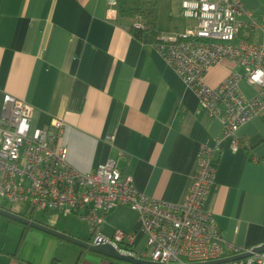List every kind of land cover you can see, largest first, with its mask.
I'll use <instances>...</instances> for the list:
<instances>
[{
  "label": "crops",
  "instance_id": "1",
  "mask_svg": "<svg viewBox=\"0 0 264 264\" xmlns=\"http://www.w3.org/2000/svg\"><path fill=\"white\" fill-rule=\"evenodd\" d=\"M240 1L255 15L264 12V0ZM137 2L117 0L112 15L106 0H0V108L8 93L31 105V129L61 118L58 144L66 146L70 166L86 172L112 160L132 176L138 192L172 204L188 188L200 146L217 145L204 208L225 240L246 247L264 243V115L238 127L240 146L233 150L220 120L153 44L130 32ZM179 2L157 0L159 35L192 24L180 15ZM232 72L243 70L226 59L210 66L203 81L216 86ZM238 86L246 97L256 91L243 80ZM0 208L39 221V212L28 215L23 206L19 212ZM49 211L64 219L52 227L82 238L66 221H81L76 215ZM116 229L135 232L134 248L143 247L145 235L129 206L118 204L104 216L100 231ZM80 248L0 215V264H131Z\"/></svg>",
  "mask_w": 264,
  "mask_h": 264
},
{
  "label": "built area",
  "instance_id": "2",
  "mask_svg": "<svg viewBox=\"0 0 264 264\" xmlns=\"http://www.w3.org/2000/svg\"><path fill=\"white\" fill-rule=\"evenodd\" d=\"M113 15L117 0H106ZM179 13L192 21L180 32L157 36L153 43L162 59L198 97L202 107L220 120L223 136L231 147L240 145L236 130L253 117L264 115V12L255 15L240 0H180ZM140 16L132 24L143 28ZM245 32L244 37L240 36ZM259 36V39H258ZM243 70L232 72L216 86L204 83L206 70L224 60ZM243 80L256 87L246 97L239 89ZM32 107L4 94L0 108V205L28 212L56 210L61 216L76 215L91 234L90 243L109 244L118 253L152 264H264V251L225 240L212 215L204 208L213 185L218 146L202 144L196 155L188 188L177 204L138 192L132 176L114 161L99 163L81 172L67 163V148L58 144L64 123L54 117L43 128H30ZM118 204L137 213L145 235L141 249L134 248L136 233L120 229L110 235L100 231L106 213ZM3 207V206H1ZM259 245V244H258Z\"/></svg>",
  "mask_w": 264,
  "mask_h": 264
},
{
  "label": "water",
  "instance_id": "3",
  "mask_svg": "<svg viewBox=\"0 0 264 264\" xmlns=\"http://www.w3.org/2000/svg\"><path fill=\"white\" fill-rule=\"evenodd\" d=\"M0 215L3 217H6L8 219L14 220L18 223L24 224L26 226L32 227L34 229L43 231L47 234L53 235L55 237H58L62 240H65L69 243H72L74 245H77L83 249H87L90 251H93L95 253H98L100 255L109 257L111 259H116V260H120V261H125L131 264H152L143 260H138L135 259L133 257L118 253L114 248H112L109 244H102V243H90L89 238L87 239H82L80 237H75L72 236L70 234H67L63 231H59L56 228L47 225L45 223H41L39 221L36 220H32L28 217H24L21 216L17 213H14L12 211L0 208ZM255 252H261L264 251V243H261L257 246L254 247L253 249ZM247 256V254H242V255H238V256H234L229 258H225V259H221V260H216V261H212V262H206L204 264H215V263H220V262H226L229 260H235V259H239L242 257ZM195 264H199V263H195Z\"/></svg>",
  "mask_w": 264,
  "mask_h": 264
},
{
  "label": "trees",
  "instance_id": "4",
  "mask_svg": "<svg viewBox=\"0 0 264 264\" xmlns=\"http://www.w3.org/2000/svg\"><path fill=\"white\" fill-rule=\"evenodd\" d=\"M157 0H138L137 4L130 10L132 14L140 16L144 23L143 28L130 27V32L139 40L145 43H156L159 35L156 30L157 14H156ZM241 34V33H240ZM27 228V227H24ZM82 252L83 248H80ZM75 264H78L76 262Z\"/></svg>",
  "mask_w": 264,
  "mask_h": 264
},
{
  "label": "rangeland",
  "instance_id": "5",
  "mask_svg": "<svg viewBox=\"0 0 264 264\" xmlns=\"http://www.w3.org/2000/svg\"><path fill=\"white\" fill-rule=\"evenodd\" d=\"M12 209L16 212L18 211V208H16V206H12ZM34 217L39 220L42 223H45L47 225H51V226H61L64 225V219H60L59 216L56 214V212L53 211H49L45 214L42 213H35ZM67 224L68 223H73V226L79 230V232L81 233V237L82 239H87L90 235L89 230H87L85 224L77 219H72V218H68L67 220ZM66 224V225H67Z\"/></svg>",
  "mask_w": 264,
  "mask_h": 264
}]
</instances>
